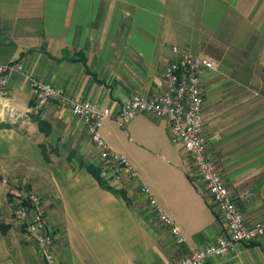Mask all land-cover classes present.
<instances>
[{
  "label": "crops",
  "instance_id": "obj_1",
  "mask_svg": "<svg viewBox=\"0 0 264 264\" xmlns=\"http://www.w3.org/2000/svg\"><path fill=\"white\" fill-rule=\"evenodd\" d=\"M173 47L218 62L200 73L206 150L246 221L263 220L264 0H0V66L13 63L0 87V122L17 124L0 127V174L40 194L59 264H168L223 233L219 212L190 175L184 151L171 143L165 120L139 113L121 131L156 158L145 164L144 154L128 148L121 153L135 178L120 183L103 174L124 198L80 166L99 162L81 119L53 101L38 110L32 99L36 78L109 108L99 134L120 151L109 136L115 116L133 95L150 99L164 91ZM35 112L45 132L26 117ZM52 144L63 155L49 153ZM141 187L184 243L159 221ZM5 188L0 184V206ZM12 224L0 222V264H44L23 228ZM24 245H32L33 259L14 255ZM205 264H264V236Z\"/></svg>",
  "mask_w": 264,
  "mask_h": 264
},
{
  "label": "built area",
  "instance_id": "obj_2",
  "mask_svg": "<svg viewBox=\"0 0 264 264\" xmlns=\"http://www.w3.org/2000/svg\"><path fill=\"white\" fill-rule=\"evenodd\" d=\"M173 53L175 59L164 69V91L150 99L133 95L123 102L115 121L120 127L126 128L137 114L146 113L150 117L167 122L171 143L179 145L184 151L191 164L190 175L201 181L208 202L219 212L224 225V231L216 243L196 249L168 264H205L213 257L228 253L235 245H248L263 237L264 219L254 224L246 221L243 212L232 199L215 161L206 150L204 95L200 73L203 70H215L218 62L209 56H197L177 47H173ZM12 68L10 64L0 66V87L7 85ZM30 88L37 109L53 101L68 108L73 115L81 119L99 150L98 164L102 166L105 175L120 183L124 179L135 178L129 161L115 153L99 134L102 121L112 115L109 108H101L90 101H77L50 83L36 78L30 79ZM140 189L147 196L159 221L169 228L177 243H184L179 229L150 196L148 188ZM13 194V214L27 239L35 245L44 264H59L54 251V235L49 227L40 195L27 190Z\"/></svg>",
  "mask_w": 264,
  "mask_h": 264
},
{
  "label": "rangeland",
  "instance_id": "obj_3",
  "mask_svg": "<svg viewBox=\"0 0 264 264\" xmlns=\"http://www.w3.org/2000/svg\"><path fill=\"white\" fill-rule=\"evenodd\" d=\"M2 88H4V87H2ZM33 102H34V105H36L34 100H33ZM40 109H41V107H38V110H40ZM0 112H1V109H0ZM33 113H31V114L29 113L28 115H26V117L28 116L27 118H30V120L36 121L35 123L37 125H39L40 129L45 130L46 128H45L44 124L41 122L40 116L38 115V112H35V114H33ZM122 130H125V128H122L118 125V123H115V125L112 127L111 133L109 135L110 138L113 140V142H115L116 144H119V146H120L119 148H121L120 151H114L115 153H118V154L124 156L125 158H126V156L124 154H122L121 152H126V151L131 150V151H134L135 154L140 155V156L144 154L143 158L145 159V161H144L145 164H151L152 161L156 160V158H154V155L142 152L141 150L133 147V145L127 143L125 140V135L121 132ZM48 148L50 149V150H48L49 153L51 151H53V153L57 154V155H63V153L65 152V149H63V147L61 145H58L56 147L52 144V145H49ZM128 148H129V150H128ZM45 151H47V150H45ZM18 175H20V173L14 174V177L18 178L19 177ZM12 177L13 176L0 174V184L3 186H6L5 190H3V192H2V195L4 196V200H3L4 203H3V205L0 206V222H4L5 219H11L12 223H13L12 225H15L16 220L14 219L15 217H14L13 208H12V201H13L14 194L12 192H14V193L23 192L25 190L24 185H26V184H24V185L21 184V187H19L18 186L19 181L18 182L13 181L11 179ZM4 179H5V182H3ZM9 179H11V180H9ZM130 180H133V179L131 178ZM140 191L142 192L141 189H140ZM31 192H33V191H31ZM151 208L154 210V208L152 206H151ZM153 212H155V211H153ZM16 227H17L16 228L17 231H20L19 227L18 226H16ZM10 240H12V239H10ZM23 244H25V243H23ZM31 246H29V245L28 246L24 245L23 247L20 246L22 249L17 247L13 251L14 255L20 254V256L23 257L25 254V255H27L26 257H30V259H31L33 257V254H32L33 252L30 249V248H32ZM16 258H19V256H17Z\"/></svg>",
  "mask_w": 264,
  "mask_h": 264
},
{
  "label": "trees",
  "instance_id": "obj_4",
  "mask_svg": "<svg viewBox=\"0 0 264 264\" xmlns=\"http://www.w3.org/2000/svg\"><path fill=\"white\" fill-rule=\"evenodd\" d=\"M13 63H10V65H12ZM31 104L33 105V102H31ZM17 127L16 123H11V122H4L1 121L0 122V127ZM42 131L45 132V130L42 129ZM80 166L85 168L90 174H92L96 180L98 181V183L103 187L106 188L110 191L113 192H119L124 198H125V193L122 191H117L115 190L113 187L109 186V184L107 183V180L104 179V170L102 168V166L100 164H92V163H88L85 161L80 160L79 161ZM252 244V243H251Z\"/></svg>",
  "mask_w": 264,
  "mask_h": 264
}]
</instances>
